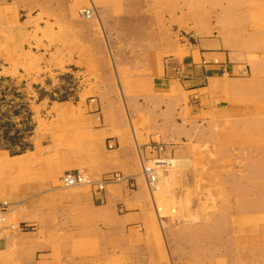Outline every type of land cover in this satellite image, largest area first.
I'll return each mask as SVG.
<instances>
[{"label":"rangeland","instance_id":"374dc122","mask_svg":"<svg viewBox=\"0 0 264 264\" xmlns=\"http://www.w3.org/2000/svg\"><path fill=\"white\" fill-rule=\"evenodd\" d=\"M46 3L44 11L2 21L8 30L0 33V205L9 213L0 264H264V0ZM153 39L157 59L141 49ZM207 40L242 60L246 81L204 105L199 124L170 138L157 123L168 118L164 100L177 96L174 89L158 87L169 95L162 102L133 103L128 97L146 85L128 84L127 76L145 67L154 76L163 64L184 79L182 55ZM173 58L181 62L171 64ZM193 88L183 90L200 97ZM112 92L127 96L119 101L137 143L152 138L154 155H141L142 168L143 158L170 160L159 164V185H148L149 211L126 215L125 227L117 225L126 212L96 196L120 183L134 189L132 177L107 173L126 180L102 192L60 183L78 166L73 155L78 161L87 151L73 146V103L108 105L112 100L96 99ZM195 97L189 107L200 108ZM133 105L151 107L128 115ZM87 172L96 180L107 175Z\"/></svg>","mask_w":264,"mask_h":264},{"label":"crops","instance_id":"0c3cea01","mask_svg":"<svg viewBox=\"0 0 264 264\" xmlns=\"http://www.w3.org/2000/svg\"><path fill=\"white\" fill-rule=\"evenodd\" d=\"M46 4V0H0V33L8 30L7 23L2 21L16 19L17 15L23 11L28 13L44 11ZM49 5L55 8L56 4L50 2ZM7 10L12 11L11 15ZM155 46L157 44L155 39H153L152 42L143 44L141 49L144 53L148 51L150 53L156 52L154 56L157 59V52L161 51V49ZM179 48L180 46L177 44V52ZM203 59L205 65L207 64L206 66L199 64ZM164 60L162 57L160 62ZM172 60L171 64L180 61L174 58ZM182 62H187L182 74L184 79H175L172 68L169 67L167 70L163 64L154 76L147 74V67H145L143 74H131L130 76L128 74L126 79L128 84L146 85L142 86L144 90L142 89L141 93L136 92L135 95L128 97L133 103L138 100L146 101V103L148 101L150 105L155 100L162 102V98L169 95L165 92L163 93V91L161 93L158 92L159 88L167 86L169 88L168 92H172L171 90L174 89V93L177 96L164 100V102L167 101L168 108L162 116L168 118L162 119L159 121L160 123H157L159 129H168L172 133L170 138L173 139L179 138L176 134L177 131L187 130L190 125L199 124L202 121L204 105H209L218 96L226 98L227 94L231 92V87L244 84L246 81V69L242 65V60L222 52V46L217 41L207 40L200 42L191 53L185 56L182 55ZM194 64H196V69H194ZM82 72L88 74L86 69ZM156 79L161 80L162 84H157ZM184 86L194 87L191 91L198 92L200 97L185 94ZM123 97L127 99V96L121 95L119 97L115 92L103 93L102 96H97L96 100H112L110 104L86 102L84 104L73 103L72 105L73 146H84L87 150L85 155L78 161L74 159L73 155V164L78 165L73 168V171H92L98 177L110 172H121L123 175L132 177L135 181L134 189H131L128 183H120L113 185L112 188L109 187L106 193L101 196H96L97 201H105L111 207L118 208L120 206L126 212L123 217L118 219V227L126 226V215L132 214L134 217L140 218L149 211V183L147 177L143 174L140 159L141 155L146 157L154 155L148 147L152 138H148L150 143L140 145L137 143L135 134L133 135V129L128 128L126 114L119 101V98ZM194 97L202 99L200 108L189 107L191 101H195L193 100ZM148 109H145L144 106L135 107L133 105L128 115L138 116L141 111L148 112ZM112 116H116V119L113 120ZM46 123L49 125L50 121L47 120ZM158 136L162 137L161 134ZM94 199L93 196L91 200L93 201ZM30 264H34V262Z\"/></svg>","mask_w":264,"mask_h":264},{"label":"built area","instance_id":"2783aa9c","mask_svg":"<svg viewBox=\"0 0 264 264\" xmlns=\"http://www.w3.org/2000/svg\"><path fill=\"white\" fill-rule=\"evenodd\" d=\"M154 149L160 150L159 152H162L163 150L162 146L160 145H156ZM169 161H170L169 158L162 155L149 159H144V158L142 159L144 173L148 177L151 183H155L157 180L156 173L161 168L160 167L161 165L159 164H164L165 167H168V165L170 164ZM125 180L126 179L119 173L107 174L103 176L101 179L96 180L85 170H75L64 173L60 178V183L64 187L87 186L94 188L96 191L102 192L108 185L118 182H123ZM8 213H9V207L7 205H0V232L3 229L2 226L6 220V215ZM5 237L7 238V236Z\"/></svg>","mask_w":264,"mask_h":264},{"label":"bare ground","instance_id":"6f19581e","mask_svg":"<svg viewBox=\"0 0 264 264\" xmlns=\"http://www.w3.org/2000/svg\"><path fill=\"white\" fill-rule=\"evenodd\" d=\"M144 175H145V173H144ZM156 175H157V173H156ZM145 176H146V175H145ZM146 177H147V176H146ZM157 177H158V175H157ZM147 179H148V177H147ZM158 180H159V179L157 178V180H156L155 183H151V182L149 181V179H148L149 184L151 185V187H155L156 185H159ZM156 189H160L159 186H158ZM160 192H161V191H160Z\"/></svg>","mask_w":264,"mask_h":264}]
</instances>
